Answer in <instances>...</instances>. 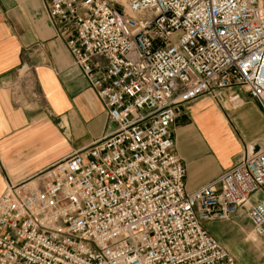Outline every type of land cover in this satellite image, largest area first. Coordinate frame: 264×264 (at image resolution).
I'll list each match as a JSON object with an SVG mask.
<instances>
[{
    "label": "built area",
    "instance_id": "obj_1",
    "mask_svg": "<svg viewBox=\"0 0 264 264\" xmlns=\"http://www.w3.org/2000/svg\"><path fill=\"white\" fill-rule=\"evenodd\" d=\"M46 1L115 128L5 186L0 264H239L204 229L239 212L264 246V148L186 194L171 132L203 95L264 116V0Z\"/></svg>",
    "mask_w": 264,
    "mask_h": 264
},
{
    "label": "crops",
    "instance_id": "obj_2",
    "mask_svg": "<svg viewBox=\"0 0 264 264\" xmlns=\"http://www.w3.org/2000/svg\"><path fill=\"white\" fill-rule=\"evenodd\" d=\"M46 8V0H0V196L5 186L33 181L115 128L72 65L71 34ZM237 93L242 104L230 110L208 95L178 110L171 132L186 194L218 178L245 151L264 148V116L248 94Z\"/></svg>",
    "mask_w": 264,
    "mask_h": 264
},
{
    "label": "rangeland",
    "instance_id": "obj_3",
    "mask_svg": "<svg viewBox=\"0 0 264 264\" xmlns=\"http://www.w3.org/2000/svg\"><path fill=\"white\" fill-rule=\"evenodd\" d=\"M178 37L179 35L174 37L172 41H176ZM223 95L225 97L221 101V105L216 103L211 97L210 98L221 110L226 111L229 110L226 105L228 98L225 94ZM207 233L215 238L219 244L239 262V264L261 263L264 246L252 233L251 227L244 215L237 216L226 222L210 223L208 224Z\"/></svg>",
    "mask_w": 264,
    "mask_h": 264
}]
</instances>
